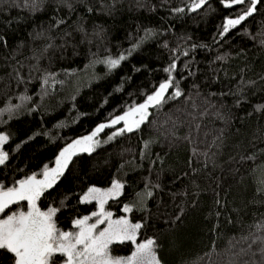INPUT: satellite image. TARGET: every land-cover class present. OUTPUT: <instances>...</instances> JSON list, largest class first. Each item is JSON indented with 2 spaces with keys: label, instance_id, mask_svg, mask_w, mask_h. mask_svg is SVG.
Listing matches in <instances>:
<instances>
[{
  "label": "trees",
  "instance_id": "16d2710c",
  "mask_svg": "<svg viewBox=\"0 0 264 264\" xmlns=\"http://www.w3.org/2000/svg\"><path fill=\"white\" fill-rule=\"evenodd\" d=\"M198 2L0 0V185L41 177L72 141L171 80L139 128L107 125L94 150L73 155L40 209H57L56 228L73 232L97 211L87 190L119 181L105 209L119 218L131 205L136 243L153 239L160 264H264V0L227 32L248 5ZM0 264L14 258L0 250Z\"/></svg>",
  "mask_w": 264,
  "mask_h": 264
},
{
  "label": "snow or ice",
  "instance_id": "6c2138e0",
  "mask_svg": "<svg viewBox=\"0 0 264 264\" xmlns=\"http://www.w3.org/2000/svg\"><path fill=\"white\" fill-rule=\"evenodd\" d=\"M204 2L205 0H199L193 5V10L201 7ZM258 3L260 0H229L225 7L241 4H247L248 7L238 18L227 21L224 32H227L229 27L240 24L247 16H251ZM123 59L124 57L121 56L120 60ZM120 60H110L108 63L111 67H116ZM174 68L175 65L165 71L171 72ZM172 86L171 80L161 84L159 90L149 96L146 103L135 108L133 113L138 114L139 119L129 123L127 118L122 116L114 120L113 123L123 120L125 122L123 130L128 132L139 128L140 124L147 119L148 108L161 105L165 100L166 91ZM181 95V91L177 89L175 96L180 97ZM103 127L98 128L93 136L87 137L86 141L91 142ZM7 139V136L0 135V145ZM86 141H76L69 148H65L56 160V168L45 170L43 180H37L35 176H31L19 181L18 187L5 189L3 185H0V250L10 253L14 258V264H159L153 252V240L140 244L133 257L127 261L112 260L108 255V246L113 239L124 237L135 241V232L141 227L140 224L129 225L126 219H122L116 221L115 226L109 223L106 229L96 234L95 229L98 224H103L106 219L110 218L111 214L108 213L91 225L87 222L89 218L76 220L74 227L79 231L73 234L56 228L53 217L57 209L50 208L47 212H43L36 206V201L44 191L52 187L56 178L63 174V170L67 167L71 156L75 154L77 146L83 145L79 149L81 151L90 152L92 150L91 143H86ZM7 159V153L0 151V165H3ZM122 187V184L113 182L112 189L106 193H100L98 189L92 188L89 189L83 200H99L101 213H94V215H101L103 213V197L118 195ZM21 201H27V211H14L11 214L3 215L11 205L19 204ZM124 211L128 212L131 209L126 206Z\"/></svg>",
  "mask_w": 264,
  "mask_h": 264
},
{
  "label": "rangeland",
  "instance_id": "374dc122",
  "mask_svg": "<svg viewBox=\"0 0 264 264\" xmlns=\"http://www.w3.org/2000/svg\"><path fill=\"white\" fill-rule=\"evenodd\" d=\"M159 90V89H158ZM154 95V94H153ZM147 102V101H146ZM146 102H144V103H146ZM143 103V104H144ZM140 105H138V106H136V107H134V108H132V109H130V110H128L127 112H125L124 114H122V115H120V116H118V117H116L115 119H113V120H111L109 123H107V124H102V125H100V126H98L94 131H92L90 134H88V135H85V136H82V137H79V138H77V139H75L74 141H72L70 144H68L65 148H69L71 145H73L76 141H86V138L87 137H89V136H93V133H96V130L98 129V128H100L101 126H104L103 128H102V130L105 128V126H107V125H111V126H115V127H118V132L119 131H121V130H123V129H125V122L123 121V120H121L119 123H113V121L114 120H117L119 117H122V116H124V117H126L127 118V120H128V122L129 123H132L134 120H137V119H139V115L138 114H136V113H133V110L135 109V108H137V107H139ZM150 107H152V106H150ZM150 107L148 108V113H149V110H150ZM101 130V131H102ZM101 131H99L94 137H93V140L91 141V142H87L86 141V143H91V146H92V150H94V148L97 146V144H98V142H99V134H100V132ZM0 135H2V136H6V134H4V133H0ZM1 146L2 145H0V151H2V149H1ZM81 147H83V145H79V146H77V149L75 150V154H77V153H81V152H89V151H81V150H79ZM64 148V149H65ZM64 149H62L61 151H60V153L64 150ZM91 150V151H92ZM90 151V152H91ZM60 153H59V155H60ZM74 154V155H75ZM59 155H58V157H59ZM73 156V155H72ZM71 156V157H72ZM57 157V158H58ZM71 159V158H70ZM57 160V159H56ZM56 160H55V162H54V165H53V167H51V168H49V169H47V170H51V169H54V168H56ZM70 161V160H69ZM69 163V162H68ZM68 165V164H67ZM65 170V169H64ZM63 170V171H64ZM44 174V173H43ZM42 174V176L41 177H36V179L37 180H43L45 177H44V175ZM60 176V175H59ZM59 176L56 178V180L59 178ZM55 180V181H56ZM115 182H118V183H120V184H122L121 182H119V181H115ZM113 185V184H112ZM112 185L110 186V187H108V188H99V187H95V186H92V187H90L89 189H92V188H95V189H98L99 190V192L100 193H106V192H109L111 189H112ZM19 185L17 184V186L16 187H18ZM89 189L87 190V192L82 196V201H84L83 200V197L88 193V191H89ZM121 191H122V189H120V191H119V194L121 193ZM118 194V195H119ZM118 195H115V196H108V197H103V199H104V203H103V213L101 214V215H94V214H92L91 216H88V217H84V218H89L88 219V224L89 225H91V224H93V223H96L97 222V220L98 219H100V218H103V215H106V214H108V213H110V212H108L106 209H105V204H106V202L110 199V198H115V197H117ZM90 201H95L96 203H97V211L95 212V213H97V214H100L101 213V207H100V201L99 200H97V199H90V200H88V201H84V202H90ZM36 206L40 209V207H39V205H38V200L36 201ZM128 208H132V206L131 205H126ZM126 206H124V209H125V207ZM50 209V208H49ZM49 209H47V210H45V211H43V210H41V211H43V212H47ZM25 211H27V210H25ZM125 212V211H124ZM129 212L130 211H128V212H125V215L124 216H122V217H119V218H114L113 216H112V214H111V216H110V218L109 219H106L105 220V222L103 223V225H102V229L100 230V231H102V230H104V229H106L107 227H108V225H109V223H112L114 226H115V222L116 221H118V220H122V219H126L127 221H128V223H129V225H135V223H132L130 220H129V218H128V214H129ZM93 217V218H92ZM84 218H81V219H84ZM95 219L94 221H92V219ZM78 220H80V219H78ZM100 224H98V226H99ZM97 226V227H98ZM75 229V231H73L72 233L73 234H75V233H77L78 231H79V229H77V228H74ZM96 230V229H95ZM100 231H98V232H96V234H98ZM67 232H69V231H67ZM136 235H137V230H136V232H135V241H133V240H131V239H127V238H124V237H119V238H116V239H113L112 240V242L109 244V246L112 244V243H114V242H121V241H124V240H131L134 244H135V248H134V250H133V252L131 253V254H129V255H127V256H112L111 254H110V252H109V246H108V255H109V257L112 259V260H121V261H127L130 257H133V255L136 253V251H137V247L140 245V244H143V243H146L148 240H153V239H147V240H144L143 242H140V243H136ZM154 250H155V248H154V245H153V252H154ZM242 253V255L243 256H249L248 254L246 255V251L245 252H241ZM263 255H264V252L262 251L261 252ZM154 254H155V252H154ZM155 257H156V255H155ZM156 260H157V258H156ZM160 264V263H159Z\"/></svg>",
  "mask_w": 264,
  "mask_h": 264
}]
</instances>
